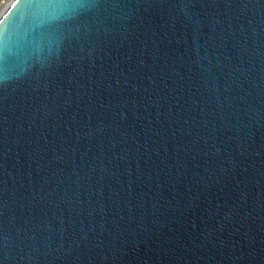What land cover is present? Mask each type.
I'll return each instance as SVG.
<instances>
[{"label": "water", "instance_id": "obj_1", "mask_svg": "<svg viewBox=\"0 0 264 264\" xmlns=\"http://www.w3.org/2000/svg\"><path fill=\"white\" fill-rule=\"evenodd\" d=\"M0 264H264V0H11Z\"/></svg>", "mask_w": 264, "mask_h": 264}, {"label": "rangeland", "instance_id": "obj_2", "mask_svg": "<svg viewBox=\"0 0 264 264\" xmlns=\"http://www.w3.org/2000/svg\"><path fill=\"white\" fill-rule=\"evenodd\" d=\"M9 1L11 0H0V13L4 10Z\"/></svg>", "mask_w": 264, "mask_h": 264}, {"label": "bare ground", "instance_id": "obj_3", "mask_svg": "<svg viewBox=\"0 0 264 264\" xmlns=\"http://www.w3.org/2000/svg\"><path fill=\"white\" fill-rule=\"evenodd\" d=\"M6 6H7V5H6ZM6 6H5V7H6ZM4 9H5V8H4ZM0 14H1V13H0Z\"/></svg>", "mask_w": 264, "mask_h": 264}]
</instances>
